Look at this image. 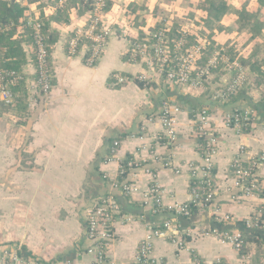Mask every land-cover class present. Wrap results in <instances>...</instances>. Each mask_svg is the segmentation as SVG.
Here are the masks:
<instances>
[{
	"label": "crops",
	"instance_id": "0c3cea01",
	"mask_svg": "<svg viewBox=\"0 0 264 264\" xmlns=\"http://www.w3.org/2000/svg\"><path fill=\"white\" fill-rule=\"evenodd\" d=\"M17 1L26 7L25 16H38V1ZM59 1L43 11L48 29L56 33L50 50L52 88L47 99L29 101L26 95L25 111L0 101L9 109L0 113V249L13 250L18 258L15 264H138L135 257L141 241L165 219H172L180 231L181 245L169 238L155 239L153 264H236L241 254L249 264H264L260 233L243 238L245 246L240 252L224 239L225 232L238 230L237 223L253 217L260 205L254 198L232 200L230 185L232 160L240 145L264 156V113L255 109L264 98V74L256 84L250 80L248 66L236 59L247 71L248 84L226 103L216 95L223 75H215L218 69L213 71V81L198 89L169 90L162 82L137 80L141 67L130 62L129 47L145 31L162 21H181L189 25L190 34L201 39L196 17L182 21L186 14L179 11L183 6L178 3L185 0H107L111 7L104 19L112 27L111 36L101 59L88 65L83 57L65 50L70 31L82 19L74 7L69 21L53 19L56 7L64 2ZM188 1L197 10L199 0ZM220 2L225 16L214 22L227 20V33L224 37L215 33L210 43L219 49L235 45L241 55L258 59L264 73V0ZM26 44L22 42L30 77L31 51ZM114 72L130 80L115 85ZM165 100L173 102L175 141L167 138L161 126ZM234 108L255 112V121L242 133L224 122ZM202 109L212 116L209 131L218 139L212 169L217 190L212 203L230 220H217L214 209L204 206L190 216L164 212L169 205L187 202L191 182L202 176L203 142L194 126ZM114 141L119 142L116 154H112ZM126 160L133 164L125 176L135 184L133 195L113 187ZM259 171L264 175V163ZM153 187L158 190L159 206L151 198L144 202ZM109 196L130 219L113 222L103 258L95 261L89 253L86 214L95 202Z\"/></svg>",
	"mask_w": 264,
	"mask_h": 264
},
{
	"label": "built area",
	"instance_id": "2783aa9c",
	"mask_svg": "<svg viewBox=\"0 0 264 264\" xmlns=\"http://www.w3.org/2000/svg\"><path fill=\"white\" fill-rule=\"evenodd\" d=\"M60 0L59 3H62ZM105 0H95L92 15H79L82 19L81 25H76L69 33L65 41V50L71 56L83 57L88 65H95L102 57L103 52L109 42L112 27L104 19ZM77 10V7H74ZM24 23L18 26L16 34L20 37H27V47L31 51L30 64L32 73L27 77L25 68L24 82L27 88V98L29 101L47 99L52 88L51 71V48L46 42L43 33V21L36 16L26 15ZM13 23L0 25V34L11 29ZM170 21H162L157 28L145 31L143 37L131 43L129 47V60L132 64H137L141 70L136 75V79L144 84L162 82L164 87L173 89H198L213 81V71L218 69L222 72L220 78V90L216 95L221 102L237 94L248 84V76L245 67L236 60L230 58L224 49H217L202 64L198 65L201 57V49L204 44L198 42L181 53L180 47L184 44L186 36L190 34L189 25L182 26L181 35L173 50L170 49V39L168 31ZM27 29L30 31L27 33ZM32 76V78H31ZM114 84L125 83L130 77L119 72L111 74ZM19 79L17 73L0 67V101L4 105L14 103V92L12 86ZM173 102L165 100L161 108L162 130L170 141H175L176 132L173 120ZM211 115L207 109H202L196 116L195 129L199 132L203 142V169L200 179L191 182L188 194V201L185 203L167 206L166 213L172 215L182 214L190 216L196 208L212 207L217 220L221 218L230 220L229 215H221L218 207L212 202L216 194L217 187L212 179L213 157L217 153L218 139L209 131ZM227 127L234 129L237 133L246 130L255 121V112L249 108H234L232 113L224 116ZM119 142L112 144V154L117 153ZM247 146L242 144L238 148L237 156L232 160L233 178L230 190L233 191L231 199L240 202L248 198H254L260 202L253 217L237 223L238 230L224 233V239L230 243L237 251H241L245 246L240 228L256 230L264 238V175L259 171L264 163V156L254 155L247 151ZM124 165L132 167V161L126 160L121 165L120 180L113 183V187L119 189L124 195H133L136 192L135 184L126 181V171ZM149 198L153 199L157 206L160 205V198L157 188L153 187L144 195L145 204ZM263 202V203H262ZM155 213L157 210L154 211ZM87 236L89 239V253L94 256L95 261L101 260L104 255L105 243L112 238L110 227L114 221H128L130 217L121 213L118 203L112 197H105L102 201L95 202L87 211ZM142 218V216H140ZM216 232V231H215ZM259 235V234H258ZM157 238H169L172 242L181 245V235L178 226L172 219H165L157 225L144 238L137 247L135 261L138 264H153L152 250L153 241ZM8 257V259H6ZM18 258L11 249H0V264H15ZM236 264H249L248 260L240 255Z\"/></svg>",
	"mask_w": 264,
	"mask_h": 264
},
{
	"label": "trees",
	"instance_id": "16d2710c",
	"mask_svg": "<svg viewBox=\"0 0 264 264\" xmlns=\"http://www.w3.org/2000/svg\"><path fill=\"white\" fill-rule=\"evenodd\" d=\"M30 1H38V10L39 18L43 17L44 8L47 5L55 6V3L58 0H46V2H42L41 0H30ZM95 0H64L60 7H56L53 19L57 21H69V12L73 7H77L78 15H92L93 4ZM205 4V5H204ZM200 5L198 3V7L202 9L206 13V17L204 18L207 26H212L214 21H217L219 16H223L226 12L224 4H221L220 0H205V3ZM111 7V3L105 0L104 11H108ZM26 7L22 6L17 0H0V25L13 23L11 29L4 31L0 34V67L14 71L18 74L19 79L12 86V91L14 92V105L13 109L17 111H25V103L24 99L26 98L27 92L25 88L24 82V73L23 70L26 64V54L23 49L22 42H28L29 38L27 37H19L16 34L18 26L24 23ZM43 21V33L46 36V42L50 48H52L54 41L56 40V33L50 31L48 29L47 22L48 19L44 18ZM157 28V27H156ZM253 28V27H251ZM27 33L30 29L26 30ZM182 31V22L181 21H173L168 31V36L170 39V49L173 50L175 44L178 42V39L181 35ZM198 37L195 34H189L186 36L184 44L180 47V52L184 53L191 47H193L196 43ZM215 46H213L210 42H205L201 49V57L198 60V65H202L208 57L213 53ZM225 53L230 56L232 59H238L243 65L248 66L250 71V80L254 81L256 84L261 81V63L258 59L253 57L243 56L237 50L235 45H230L226 47ZM261 59V58H260ZM217 70V69H216ZM253 72V73H252ZM222 73L215 72V75ZM233 97V96H232ZM231 97V98H232ZM238 97V96H237ZM235 96L233 99H237ZM7 107V106H6ZM11 108V107H9ZM6 108L0 104V113ZM260 109L264 113V98L258 103L257 108ZM128 168L127 165H124V170ZM194 211V210H193ZM241 229V233L243 238L250 239V237L258 234L257 232H251L250 230Z\"/></svg>",
	"mask_w": 264,
	"mask_h": 264
},
{
	"label": "rangeland",
	"instance_id": "374dc122",
	"mask_svg": "<svg viewBox=\"0 0 264 264\" xmlns=\"http://www.w3.org/2000/svg\"><path fill=\"white\" fill-rule=\"evenodd\" d=\"M177 1V0H174ZM178 3V2H177ZM200 5L205 3V0H199ZM178 4H182L183 7H181V9L179 10L180 12H184L186 14V19L182 20V21H186L189 22V19L196 17L195 23L197 25H195L196 29H198L201 39L198 38L197 40H199L198 42H201L202 44H205V42H211L210 40H212L213 35L215 33H217L218 35H220L221 37H224L226 35V27L228 26L225 22H227V20H224L223 22H213L212 26H207L205 23L204 18L206 17V14H203V10L200 9L197 5V10H199V12L197 14H195L194 12L197 11L195 10V8H190L189 5V1L185 0L181 3ZM205 5V4H204ZM184 6H187L186 8H184ZM176 13L175 12L173 14V20H176ZM229 15V14H228ZM225 16V15H223ZM226 19V18H225ZM172 21H170V25H171ZM228 23V22H227ZM183 24V22H182ZM194 24V23H193ZM185 24H183L182 26L184 27ZM222 44V43H221ZM221 47H223L221 45ZM220 46H215L214 50L219 49ZM226 50L225 46H224V51ZM9 109H5L4 111H8ZM9 112V111H8ZM2 119H0V123H1ZM1 126V124H0Z\"/></svg>",
	"mask_w": 264,
	"mask_h": 264
}]
</instances>
